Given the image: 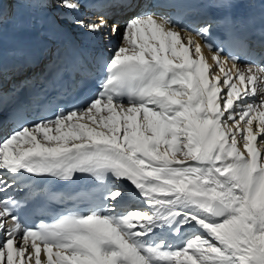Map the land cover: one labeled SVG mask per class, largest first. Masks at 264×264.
Instances as JSON below:
<instances>
[{"label": "snow or ice", "instance_id": "snow-or-ice-1", "mask_svg": "<svg viewBox=\"0 0 264 264\" xmlns=\"http://www.w3.org/2000/svg\"><path fill=\"white\" fill-rule=\"evenodd\" d=\"M11 2L120 43L80 104L31 115L18 89L0 91V264H264V39L257 52L237 34L239 0H207L196 29L155 11L159 0ZM76 174L94 189L34 222L35 181Z\"/></svg>", "mask_w": 264, "mask_h": 264}, {"label": "bare ground", "instance_id": "bare-ground-1", "mask_svg": "<svg viewBox=\"0 0 264 264\" xmlns=\"http://www.w3.org/2000/svg\"><path fill=\"white\" fill-rule=\"evenodd\" d=\"M182 1L159 0V5L154 10L158 13L169 14L174 18L182 17V23L186 24L189 29H196L207 20V13L204 10L206 0H195V3L189 6ZM252 4L253 0H242L239 7L240 12L249 10ZM93 10L89 14L95 17L99 11L104 9L94 11L95 14H93ZM107 11L111 16L108 24L111 25L118 20L122 31L126 17L119 15L120 10L115 7L109 8ZM4 14L3 72L0 74V85L7 82L9 77L16 78L21 74L32 76V73L40 68L47 58L59 55V49L65 39L73 38L81 48L93 52L94 58L102 56L106 59L112 54L107 49L109 47L114 49L120 43L119 35L111 37L110 40L103 39V34L92 36L63 20L54 19V11L45 12L33 2L14 3L10 0L4 4ZM29 54L34 56V60L31 63H26L23 71L20 72L19 67L14 66L15 59L24 61ZM205 55L210 56L211 54L205 50ZM9 89L13 88L9 87ZM6 134L4 133V135ZM20 192L22 191H16L15 195Z\"/></svg>", "mask_w": 264, "mask_h": 264}, {"label": "rangeland", "instance_id": "rangeland-1", "mask_svg": "<svg viewBox=\"0 0 264 264\" xmlns=\"http://www.w3.org/2000/svg\"><path fill=\"white\" fill-rule=\"evenodd\" d=\"M103 39H104V37H103Z\"/></svg>", "mask_w": 264, "mask_h": 264}]
</instances>
